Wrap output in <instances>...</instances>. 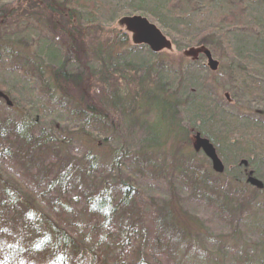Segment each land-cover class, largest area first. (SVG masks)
Listing matches in <instances>:
<instances>
[{
    "label": "trees",
    "instance_id": "16d2710c",
    "mask_svg": "<svg viewBox=\"0 0 264 264\" xmlns=\"http://www.w3.org/2000/svg\"><path fill=\"white\" fill-rule=\"evenodd\" d=\"M197 11L201 22L210 13L221 21L196 27L188 18ZM131 13L178 37L171 42L178 50L181 40L185 45L196 40L210 55L229 61L222 66L226 77L244 76L246 64H253L257 73L250 67L248 82L234 79L237 113L225 112L210 94L193 97L206 93L191 85L204 54L176 63L172 49L154 53L133 44L120 21ZM242 16L249 29L239 23ZM115 20L118 28H109ZM243 32L251 44L242 40ZM263 56L264 0H0V71L24 78L37 95L36 102H20L19 109L0 92V264H167L162 260L173 251L187 264H264V184L247 181L254 167L244 146L231 150L232 159L224 157L223 171L216 172L195 150L197 137H209L216 146L195 120L179 125V139L150 143L146 130L155 115L177 121L175 111L188 104L184 96L175 98L185 94L181 87L194 90L190 112L197 120L204 114L200 124H219L222 130L239 122L258 124V117L264 119L257 99L264 94ZM239 61L245 64L237 66ZM47 106L68 117H54ZM136 122L144 124L145 136L131 155L126 140ZM181 139L185 146L176 147ZM18 165L30 177L23 186L6 176ZM128 167L143 180L150 174L151 184L156 177L168 182L160 199L156 192L146 199L153 210H146L138 176L122 174ZM67 175L72 182L65 184ZM57 187L69 189L71 198L53 194ZM181 192L198 211L184 209ZM241 237L255 241L245 244Z\"/></svg>",
    "mask_w": 264,
    "mask_h": 264
},
{
    "label": "rangeland",
    "instance_id": "374dc122",
    "mask_svg": "<svg viewBox=\"0 0 264 264\" xmlns=\"http://www.w3.org/2000/svg\"><path fill=\"white\" fill-rule=\"evenodd\" d=\"M192 5L194 7V2L192 3ZM201 8H202V11H204V6H201ZM124 13H126V12H124ZM131 14L134 15V14H139V13H131ZM131 14H128L127 16H129ZM103 16L107 17L106 14H104ZM148 19L151 22H153L154 24H156L159 27V29L162 31V33L171 42H173L174 40H176V41L179 40L178 37L172 36L169 33H167V31L162 29L155 21H153L150 18H148ZM188 19H190L191 22L196 27H206L208 24H211L214 26L217 23H220V21H221L220 15H218V13L217 14H211L210 13L209 17L204 18L203 22H201L202 18L200 16V11L195 12ZM197 20H200V21H197ZM247 20H248L247 18L244 19V17L242 16L239 19V23L242 24L244 22H247ZM117 23H118L117 20L110 23L109 28H118ZM227 23H236V21L230 22L227 20ZM234 26L236 27V25H234ZM242 26H244L246 29H249L248 28L249 26H246L245 24H242ZM37 27L42 28L44 33L47 32V30H45L43 27L39 26L38 24H37ZM238 27L240 28V26H238ZM47 34H48V37H50L51 34L50 33H47ZM129 35H130V33H129ZM130 37H131V35H130ZM240 37L242 38V40H246V42L248 44H251L250 40H249L250 36L246 35V32L245 33L243 32V34H240ZM54 41H55V39H54ZM191 41H192V43L185 45L184 43H186L187 41L185 39L181 40V43H183V45H184V47H182L181 50L176 49V47L174 45L172 46V50L169 53L172 55L174 62L177 63L179 60L194 61L196 59L198 61L201 54L205 55V51L207 48L199 45L196 40H191ZM233 43L234 44H241V43H238L235 41H233ZM211 57L216 62L215 69L209 68L208 59H207V57H205L204 61H200L201 63H203L202 69L196 70L195 72H197V74H195V78L191 80V85L193 87H195L196 89L201 88L206 93L197 92L193 96V92H194L193 89L189 90V88H188V90L186 91L185 90L186 88L181 87L180 90L185 92V94L179 95L180 92H178L175 94V98L181 99V96H184L188 99V104L187 105L181 104L177 108V110L175 111L174 115H175V119L177 121L171 120L168 116H166V118H161L157 115H155L150 120V122L146 121V130H147L148 139H149L150 143L153 140L162 139L166 136H174V137L177 136L176 138L179 139V136L181 134L180 126L186 127L192 120H195V124L200 125L201 129L203 131L212 134L211 135L212 139H213L212 142L214 141L216 143V146L218 145L217 147L219 150H221V152L217 150V147L215 145H213V146L215 147V150L217 151V154H218V156H219V158L222 161L224 166L226 165V160H224L223 158L227 157V162H229V160L232 159V158H230L231 157V153H230L231 150H238V148H241L242 146H244V155L250 156V160H251L250 164L253 165V167H254V169H252V171L254 172V170H255V172H256L255 175L253 174L254 176L253 175L252 176L254 178L260 180L264 184V124H263L264 119H260L261 117H258V122H259L258 124H255L254 121H253L254 123L252 122V124H246V122L234 123V124H231L230 126L228 125V127L225 128L227 130L226 131L224 129L222 130L220 128L219 124H214V123L200 124V122H201L200 119L204 116V114L202 113L200 119L197 120L194 118L193 114H191V112H190L191 106H193L195 103L192 100L190 94H192V96L194 98L199 97V98H204V99L205 98L207 99V97H208L207 94H210L213 99H215L217 97V99L220 101L219 102L217 100L218 101V102H216L217 106L220 107V104L222 103L224 105L222 107L224 108L225 112L229 111V113L231 115L236 114L237 113L236 108L233 107V105L236 101V96H238V93H239V91H236V82L238 84L242 83L243 81H244V83L248 82V76L247 75L249 73H251L250 67L255 68L254 74L257 73L256 67L253 64H251V65L246 64V66H248V67H247V72L244 74V76H242L238 72L237 78L235 76H232L231 78L226 77L222 73V70L224 69L222 66H224L226 64H231V63L229 61H225L221 58H217L216 56H213V55H211ZM259 57H261V56H259ZM263 58H264V56H263ZM238 63H240V64L237 66L245 64L244 62H241V61H239ZM248 68H249V70H248ZM182 76H183V78L181 80H184L185 83L189 82V78L187 75H186L185 79H184L185 75H182ZM238 77L241 78V80H238ZM234 79H236L235 80L236 82L234 81ZM0 82L5 85V87L3 89H0V92L3 91L1 96L4 100L3 99L2 100L8 101L9 106H11V107L16 106L17 108L22 109L24 103L28 105V103L36 102L37 95L34 94L30 88H27L30 84H29V82L26 83L24 81V78L21 79V78L17 77V75L13 76L9 72L0 71ZM253 82H255V81H253ZM209 89H211V92ZM189 91L192 93H190ZM198 94H201V95H198ZM258 95L259 96H257V99L261 100L260 106L261 105L264 106V94L258 93ZM242 101H245V100H242ZM20 102H22L23 104H21ZM35 108H36V106L33 107V109H35ZM160 108L162 109L161 104H160ZM47 110H52L53 111L52 114H54L53 115L54 117H62V118L68 117L66 114L55 109L53 106H47ZM246 112L249 114L250 111L246 110ZM47 113H51V111H47ZM167 114H168V108L165 107V115H167ZM212 114L217 115V112L213 111ZM254 116L256 117V115H254ZM237 117H238V115H237ZM260 122H261V124H263L262 128L259 127ZM242 123L244 126L242 125ZM249 123H251V122H249ZM232 125H234V126H232ZM143 126H144L143 123L136 122L133 126V130L135 131V133L131 134L129 136L128 140H126V147H129L128 151H130L129 154H131V155H132V153H135L139 148L138 146H135L136 141L139 138H143V136H145V135H143L144 134ZM248 126H251V128L250 127L248 128ZM217 135H218V137H217ZM227 136H228V138H227ZM207 138L210 139L209 137H207ZM214 139H217L218 142H216ZM231 141H236L237 143L241 142L242 145H240V144L239 145L238 144L232 145ZM184 142H185V139H181V142L178 145H176V147L181 146V144L183 146H185ZM112 147H114V145ZM195 150L198 151L197 153L199 154L200 157L204 156L206 158V156L203 154V152L197 147V143H196V149ZM254 151H257L256 155H253ZM84 160H86V159H84ZM242 160H244L246 162V165H247V158H243ZM76 164L79 165L80 163H76ZM238 167L241 169V167L239 165H238ZM54 168H55V166H54ZM55 170H57V167L55 168ZM232 170H233V168H231V171ZM6 171H7L6 176H8V181L10 182V184H12V182L14 181L13 177H15L16 182L20 183L22 186H23L24 182L30 181L29 174H27V173L24 174V171H23V168L21 167V165L12 166V168H9ZM130 171L133 172V174L138 176V181H139V183H140L139 185L141 186V189H142V195H143L144 200H145V204H146L145 207H146L147 212L153 210L154 209L153 203H148L146 201V199L148 200L149 197H154V195H153L154 192H156L157 196L158 195H161V196L165 195V191H166L165 188L168 187V186L166 187L165 184H168V182L166 183V181L164 179L156 177L155 183L151 184L150 174H146V177L144 180H146L148 178L149 179H148V182H145L142 179V177L137 173V171H135L134 169L130 170L129 167L126 169V171L125 170L122 171V174L126 176V173H128ZM175 174H176L175 175V177H176L178 175V173H175ZM247 176H249L248 173H247ZM69 178H70V176L67 175L66 179L64 180L65 184L69 183L70 181L72 182L71 178H70V180H69ZM86 178L89 181L91 180V176H87ZM58 192L62 195V198L65 201H68L71 198V197H69V196H71L69 189H68V192H66V190H64V189L59 190L57 187L54 189L53 194H57ZM27 193L29 194L28 197L30 199H35L36 195L33 192H27ZM161 196L160 197L158 196L159 198H157V199H160ZM74 197L78 198V196H74ZM78 201L79 202L80 201H86V196L82 199L80 198ZM154 202H155V200H154ZM159 202H160V200H157L156 203L158 204ZM43 203L48 205L49 200L47 198H45V199H43ZM182 203H184V207H185L184 209H187L189 211H193V212L198 211V208H200V206L198 207L195 205H191L188 201H186L184 193H182ZM171 219L178 221L175 218H171ZM80 221L83 224L85 222V220L82 218H80ZM211 224L212 225H218V223L215 220H213ZM83 228H84V226H83ZM101 231L104 232V229ZM241 240L243 242L245 241L246 242L245 244H250V243L255 241V238L254 237H244V238L241 237ZM8 241H11V240H8ZM242 241H240V242L242 243ZM160 248H162V246H160ZM176 253L177 252L173 251L172 254H169V253L166 254L165 256H167V257L163 258L162 261L166 262L167 264H187L185 262L181 263V257ZM32 260H29V261L31 262ZM199 260H203V258H200Z\"/></svg>",
    "mask_w": 264,
    "mask_h": 264
},
{
    "label": "water",
    "instance_id": "95a60500",
    "mask_svg": "<svg viewBox=\"0 0 264 264\" xmlns=\"http://www.w3.org/2000/svg\"><path fill=\"white\" fill-rule=\"evenodd\" d=\"M125 29L131 35V42L135 45H146L151 52L157 53L162 50L172 48L171 41L162 33L159 27L151 22L146 16L134 14L124 16L120 19ZM205 56L208 59L210 69H215L216 62L212 59L210 53L205 51ZM197 147L203 152L206 158L210 161L212 168L216 172H222L224 165L220 160L215 147L206 137H197ZM246 164L244 160L241 161ZM248 182L254 186L258 184V180L249 173Z\"/></svg>",
    "mask_w": 264,
    "mask_h": 264
}]
</instances>
